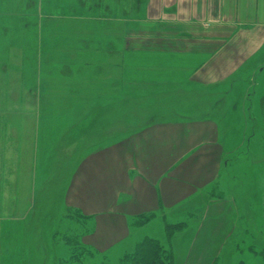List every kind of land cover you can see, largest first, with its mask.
Masks as SVG:
<instances>
[{
	"label": "rangeland",
	"instance_id": "374dc122",
	"mask_svg": "<svg viewBox=\"0 0 264 264\" xmlns=\"http://www.w3.org/2000/svg\"><path fill=\"white\" fill-rule=\"evenodd\" d=\"M172 12L160 0H0V106L30 108L22 117L30 125L18 129L30 153L38 152L40 173L29 216L0 225V264H54L67 256L69 245L54 234L69 179L90 146L151 116L197 113L185 109L199 95L182 90L181 55L161 47L177 44ZM198 208L182 219L183 209L174 212L177 226L168 234L161 220L136 231L159 238L174 264H264V223L251 228L239 220L231 228L211 217L201 224ZM139 240L107 251L92 245V260L115 264Z\"/></svg>",
	"mask_w": 264,
	"mask_h": 264
},
{
	"label": "crops",
	"instance_id": "0c3cea01",
	"mask_svg": "<svg viewBox=\"0 0 264 264\" xmlns=\"http://www.w3.org/2000/svg\"><path fill=\"white\" fill-rule=\"evenodd\" d=\"M160 1L164 11L172 7L177 43L161 47L181 55L182 90L199 95L185 109L197 113L151 116L90 146L77 162L62 206L93 222L85 240L102 251L142 239L136 229L154 220L174 223L178 209L182 219L199 207L201 224L211 217L229 226L264 223V0ZM0 108L2 226L29 216L40 173L38 152L30 153L20 131L30 125L22 119L30 108ZM32 135L38 138L39 122ZM147 214L154 215L136 222Z\"/></svg>",
	"mask_w": 264,
	"mask_h": 264
},
{
	"label": "trees",
	"instance_id": "16d2710c",
	"mask_svg": "<svg viewBox=\"0 0 264 264\" xmlns=\"http://www.w3.org/2000/svg\"><path fill=\"white\" fill-rule=\"evenodd\" d=\"M64 207L65 210L58 220L54 238L57 241L64 240V243L69 245L70 251L67 256L59 257L54 264H112L106 261L95 263L92 260L98 255V250L93 248L92 244L84 241V237L94 231L93 222L79 209L70 206ZM153 215L147 214L138 217L136 222L143 224ZM165 225L166 234L177 226L174 223ZM61 227H66L68 230L64 233L60 230ZM103 258L107 259V256L105 255ZM115 264H174V253L163 245L159 238L148 236L139 240L134 249L125 251Z\"/></svg>",
	"mask_w": 264,
	"mask_h": 264
}]
</instances>
